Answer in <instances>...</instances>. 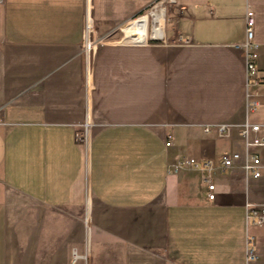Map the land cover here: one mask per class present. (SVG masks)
I'll return each mask as SVG.
<instances>
[{
    "label": "crops",
    "instance_id": "0c3cea01",
    "mask_svg": "<svg viewBox=\"0 0 264 264\" xmlns=\"http://www.w3.org/2000/svg\"><path fill=\"white\" fill-rule=\"evenodd\" d=\"M156 1L0 0V264H246L248 235L264 264L246 218L264 167L245 173L240 135L264 94L248 111L237 47L250 10L264 81V0H174L165 41L146 42L136 16ZM248 152L264 164V145Z\"/></svg>",
    "mask_w": 264,
    "mask_h": 264
},
{
    "label": "built area",
    "instance_id": "2783aa9c",
    "mask_svg": "<svg viewBox=\"0 0 264 264\" xmlns=\"http://www.w3.org/2000/svg\"><path fill=\"white\" fill-rule=\"evenodd\" d=\"M174 2V0H170ZM146 13V14H150ZM152 26V20L150 19L149 28ZM165 36V34H164ZM163 37L153 36L150 40L163 41ZM87 42V43H86ZM147 42V41H146ZM94 40L92 39V24L88 13L84 16V26H83V41H82V52L86 51L90 55L91 50L94 47ZM243 50L244 55V66L246 72L245 81V104L247 110L250 112H255L259 106L258 101L255 99L261 94H264V81L260 77L257 68L258 59V43L254 39V19L252 11L247 10L245 17V39L242 44L237 45ZM89 129V128H88ZM88 129L86 125H83L81 129L75 131V139L79 142L87 143L89 139ZM205 131L209 130V127L204 128ZM219 131L225 134L228 129L225 125H220ZM240 135L244 141V146L246 153L243 161V169L247 175L257 178L261 175V168L264 167L260 157L255 153H249L248 149L254 146L264 145V123H249L245 122L240 128ZM170 142L166 144L169 145ZM240 159V154L238 152H233L230 154H225L221 158V164L223 168H229L235 160ZM186 163L194 168H206L210 169V161L200 162L194 158H189L187 160H178L177 166ZM203 182L206 184L208 191V198L213 199L214 194L209 193V191L214 190V184L211 183V179L208 176L203 177ZM246 218L248 223L253 225H264V203L255 204L247 203L246 205ZM246 264H259V258L256 253L254 246L253 236H247L246 242ZM76 260V254L73 252V261Z\"/></svg>",
    "mask_w": 264,
    "mask_h": 264
},
{
    "label": "rangeland",
    "instance_id": "374dc122",
    "mask_svg": "<svg viewBox=\"0 0 264 264\" xmlns=\"http://www.w3.org/2000/svg\"><path fill=\"white\" fill-rule=\"evenodd\" d=\"M160 2H163V4H161V6H159V7H162V8H164V10H163V32L164 31H166V29H167V31H168V33H169V24H168V15H169V13L171 14L172 13V10H170V8L172 7V4H173V2H170V0H158V1H156L154 4H152L150 7H148L147 9H145L142 13H140L139 15H137L136 17H138V16H140V15H147V17H148V24H147V34H146V36H140L141 38H143V37H145L146 39H147V42H157V41H155V40H150L149 38H150V29L151 28H149V24H150V19H151V15L150 14H146V13H149V12H151L152 10H153V8L158 4V3H160ZM166 11V12H165ZM135 17V18H136ZM164 18H165V20H164ZM164 24H165V27H164ZM124 33V29H123V27L120 29V30H118L116 33H115V35L113 36V38L116 40V39H121V37H123V34ZM139 37V38H140ZM136 39H138V38H136ZM163 41H165V36H164V40ZM158 42H162V41H158ZM94 49H95V43H94V47H93V49L91 50V52H90V59H91V56H92V53H93V51H94ZM259 109V108H258ZM91 129H90V127H89V129H88V134H89V137H90V133H91V131H90Z\"/></svg>",
    "mask_w": 264,
    "mask_h": 264
},
{
    "label": "bare ground",
    "instance_id": "6f19581e",
    "mask_svg": "<svg viewBox=\"0 0 264 264\" xmlns=\"http://www.w3.org/2000/svg\"><path fill=\"white\" fill-rule=\"evenodd\" d=\"M163 2L158 3L151 11L152 26L150 29V37L159 36L163 37V10L164 8L159 7ZM87 43V42H86Z\"/></svg>",
    "mask_w": 264,
    "mask_h": 264
},
{
    "label": "trees",
    "instance_id": "16d2710c",
    "mask_svg": "<svg viewBox=\"0 0 264 264\" xmlns=\"http://www.w3.org/2000/svg\"><path fill=\"white\" fill-rule=\"evenodd\" d=\"M142 12H143V11H142ZM142 12H141V13H142Z\"/></svg>",
    "mask_w": 264,
    "mask_h": 264
}]
</instances>
